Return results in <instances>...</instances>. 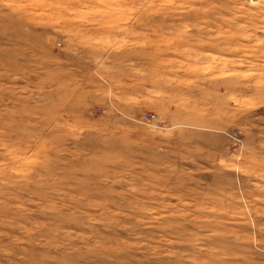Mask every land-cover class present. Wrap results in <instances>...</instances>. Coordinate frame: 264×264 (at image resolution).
<instances>
[{"label":"rangeland","instance_id":"1","mask_svg":"<svg viewBox=\"0 0 264 264\" xmlns=\"http://www.w3.org/2000/svg\"><path fill=\"white\" fill-rule=\"evenodd\" d=\"M0 264H264V0H0Z\"/></svg>","mask_w":264,"mask_h":264}]
</instances>
